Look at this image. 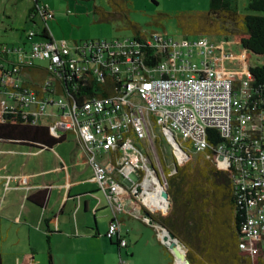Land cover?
Wrapping results in <instances>:
<instances>
[{"label":"built area","instance_id":"built-area-1","mask_svg":"<svg viewBox=\"0 0 264 264\" xmlns=\"http://www.w3.org/2000/svg\"><path fill=\"white\" fill-rule=\"evenodd\" d=\"M32 1L31 21L37 15L46 24L53 19L46 0ZM26 39L27 50L20 45L0 46V53L11 61H0V121L6 114L18 113L33 125L48 126L55 137L74 135L113 213L107 239L116 238L120 249L128 245L116 215L124 211L125 198L142 203L136 189L140 186L142 191L141 184L151 171L147 147L156 143L153 127H157L177 164L188 160L192 151L210 159L217 169L230 171L237 204L245 213L238 248L246 258L255 259L259 253L264 261V112L250 103L253 91L246 50L236 56L226 52V41L217 44L199 37L195 46L201 61L197 65L187 62L179 44L158 31L146 33L142 44L131 38L75 42L72 48L67 41L54 39L46 27L28 31ZM182 41L184 47L192 46L189 39ZM142 49L152 50L159 61L153 66L144 64L139 58ZM234 60L243 64L246 79L238 80V72L223 69ZM33 65L46 72L39 83L41 98L21 84L32 82L22 69ZM103 72L120 76L118 94L81 104L57 94L60 81L66 85L72 78L102 79ZM209 129L217 132L221 142L209 144ZM135 141L145 142L146 149ZM180 150L186 157L182 161L176 155ZM114 153L117 156L111 159ZM138 212L146 223L140 204ZM118 264L127 263L119 259Z\"/></svg>","mask_w":264,"mask_h":264},{"label":"trees","instance_id":"trees-1","mask_svg":"<svg viewBox=\"0 0 264 264\" xmlns=\"http://www.w3.org/2000/svg\"><path fill=\"white\" fill-rule=\"evenodd\" d=\"M245 10L264 13V0H249ZM32 12L33 8L29 15ZM207 18L220 23L209 22L210 28L214 29L212 32L225 37L241 35L240 46L243 50L257 57H264V15L240 13L237 0H209ZM132 29V38L140 44L144 43L146 32H142L136 25H132ZM141 53L139 58L146 65L153 66L159 61L150 49H142ZM0 61L11 62L6 53H0ZM43 70L37 65L22 69L32 80L22 82V87L34 90L39 98L43 95L39 84L43 79L37 80L34 75L40 74L44 78L46 72ZM247 75L253 91L250 103L256 105L257 111L264 112V62L248 67ZM72 79L70 84L65 85L62 81L57 83V94H65L70 103L77 104L93 98L103 99L116 95L123 82L118 74L107 72H103L102 79ZM68 134L71 133L55 137L48 126L33 125L31 119H23L18 113L6 114L3 121H0V142L26 144L39 150L51 149L53 145L63 142ZM207 139L211 145L221 142L217 132L212 129L207 131ZM202 156L204 167L199 164L189 165L191 157L174 167L167 179V192L172 207L169 213L152 215L153 219L187 247L186 257L190 264H264L261 254H256L255 259H248L238 248L245 213L237 204L230 171L217 169L210 159ZM46 198L45 191L30 196L29 200L42 206ZM40 199L43 201L39 202ZM187 223L191 224L189 228H186ZM223 224L225 228L220 230ZM162 248L168 252L164 246ZM30 261L31 255L25 256L22 264Z\"/></svg>","mask_w":264,"mask_h":264},{"label":"rangeland","instance_id":"rangeland-1","mask_svg":"<svg viewBox=\"0 0 264 264\" xmlns=\"http://www.w3.org/2000/svg\"><path fill=\"white\" fill-rule=\"evenodd\" d=\"M249 0H237V9L242 14H257L245 10ZM46 4L53 12L54 17L44 22L41 15L35 16L31 21L29 12L33 8L32 0H1L0 1V46H25L27 50L26 33L32 29L42 31L44 27L48 28L53 38L56 40L67 41L70 47H74V43H83L85 41H101L110 42L116 39L129 40L133 37L132 25H136L138 29L149 33L158 31L166 33L168 39L174 44H179L178 50L182 51L185 60L192 64H200V56L198 54L199 47L195 46L199 37H205L209 41L217 44L225 42L226 52L234 53L238 56L242 48L240 46L241 35H233L225 37L222 34L212 32L210 23L220 24L218 20L207 18L209 11V0H46ZM210 22V23H209ZM214 24V25H216ZM183 39H189L192 43L190 47L183 46ZM191 50V53L188 51ZM248 67L260 65L264 62V57H257L251 53L247 54ZM226 71H235L239 75L238 80H244L247 76L243 73V67L238 60L226 62L223 67ZM55 113V109L52 111ZM47 120V119H45ZM45 122V121H44ZM154 134L157 136V141L154 145L147 147L150 164L156 169L161 183L163 202L155 204L143 197L142 201L150 209L153 216L163 215L161 212H156L155 209L161 210L168 207L169 203L164 198L163 192L167 191L168 176L173 173L175 164H177L172 148L165 142L157 127H153ZM75 138V137H74ZM71 135H68L67 141L59 146V149H66L70 156L76 150V142ZM139 148L145 150V142H134ZM177 154V153H176ZM191 163L189 165L199 164L204 167V157L192 151H188ZM73 155V154H72ZM180 156L179 154H177ZM70 161V158H68ZM79 171L85 177L89 176L88 164L84 162L79 165ZM96 184V183H95ZM97 186V184H96ZM94 197L93 205L100 208L97 210V221L105 225V213L110 212V207L106 205V200L100 191ZM144 199V200H143ZM137 205L141 206L142 211L145 210L142 203L136 201ZM105 204V205H104ZM167 204V206H165ZM104 205V206H103ZM171 205V204H170ZM146 207V206H145ZM170 207L167 210L169 213ZM94 209L89 211L88 219L91 225L94 226ZM209 212V211H208ZM130 228V233L138 234L141 232L142 239L139 243L140 253L138 259L146 264H169L172 258L170 253L162 248V244L157 237L156 230L143 223L142 220L132 219L127 220ZM1 223V219H0ZM3 224V225H1ZM0 224V252H2V264H17L14 256L8 251V246L11 244L3 243V233L6 231L4 222ZM9 232V237L13 235V230ZM224 224L220 230H224ZM131 235V234H130ZM161 236V233L159 234ZM131 241L134 237L131 236ZM179 240V239H178ZM108 242V241H107ZM182 243V242H181ZM183 244V243H182ZM184 245V244H183ZM185 246V245H184ZM186 247V246H185ZM19 246H17V249ZM187 248V247H186ZM102 246L99 243L91 247L89 254H94L90 262L86 261V257H79L80 260L86 261V264H94L102 261L101 251ZM187 253V252H186ZM97 256V257H96ZM39 258L40 255L37 256ZM36 259V260H37ZM45 264V263H36ZM184 264V263H182Z\"/></svg>","mask_w":264,"mask_h":264},{"label":"crops","instance_id":"crops-1","mask_svg":"<svg viewBox=\"0 0 264 264\" xmlns=\"http://www.w3.org/2000/svg\"><path fill=\"white\" fill-rule=\"evenodd\" d=\"M34 78L41 80L43 75L35 74ZM68 135L74 138L73 134ZM68 135L63 142L47 150L26 144L0 142V219L6 229L3 243H11L7 249L14 256L15 263L22 264L23 258L31 255L28 264L38 261L45 264H86L92 256L95 258L94 254H89L91 247L100 243L102 261L94 264H118L119 259L127 264H146L138 259L141 232L130 233L127 222L139 219L136 201L125 198L124 211L116 215L121 225L120 234L128 242L126 248L120 249L116 238L109 240L105 237L108 224L113 219L112 211L104 214L105 225L97 221V218L100 219L97 216L100 205L96 207L93 201L99 195V190L89 165V176L85 177L79 171V165L83 162L87 164V161L76 138L73 155L69 156L65 148H58L67 141ZM116 156L114 153L111 159ZM45 191L47 198L44 205L39 206L29 200L30 196ZM168 208L169 205L155 211L165 214ZM93 209L94 226L88 219L89 211ZM190 225L187 223L186 228ZM13 227L14 233L9 237L8 233ZM131 236L134 237L133 241ZM0 255L2 258V252ZM38 255L41 258L37 259ZM79 257H86V261ZM171 258L169 264L174 263L172 255Z\"/></svg>","mask_w":264,"mask_h":264},{"label":"water","instance_id":"water-1","mask_svg":"<svg viewBox=\"0 0 264 264\" xmlns=\"http://www.w3.org/2000/svg\"><path fill=\"white\" fill-rule=\"evenodd\" d=\"M176 149L179 151V146L178 144L175 142L174 143ZM174 150V151H175ZM181 151V150H180ZM181 153H183L181 151ZM175 164V168H176ZM150 169L152 172H154L157 177L160 179L156 169L153 167V165L150 166ZM161 182V181H160ZM138 195L141 193V187H137L136 189ZM163 196L164 198L168 201L169 206H170V199H169V194L168 192L165 190L163 192ZM144 206V205H143ZM145 210H143L142 212V216L143 218L146 220V225L153 227L159 234L163 233L164 231H166L168 233V236H164V237H160L159 234L157 233V237L159 238L161 244L170 252V254L172 255L173 259H174V263L173 264H177V260L183 262L184 264H190L189 261L187 260L186 257V252H187V248L181 243V241H179L171 232H169L163 225L157 224L155 222V220L152 217V212L147 209L144 206ZM177 243L182 245V247L184 248V252L179 251L178 247H177Z\"/></svg>","mask_w":264,"mask_h":264},{"label":"bare ground","instance_id":"bare-ground-1","mask_svg":"<svg viewBox=\"0 0 264 264\" xmlns=\"http://www.w3.org/2000/svg\"><path fill=\"white\" fill-rule=\"evenodd\" d=\"M176 153L180 155L178 156L176 154L180 161L186 158L183 153H180L178 151ZM160 181L161 180L157 177V175L154 172L148 171L147 177L145 178L144 182L141 184L142 191L139 194L140 200L143 203V205L146 206V208H147V205L142 201V198L144 197V195L149 201L155 204H161L163 202L162 190L160 188L161 187L160 185H163V184ZM164 236H168V233L166 231L161 233L160 237H164ZM177 247L179 251L181 252L185 251L182 245L178 243H177ZM182 263L183 262H181L180 260L179 261L177 260V264H182Z\"/></svg>","mask_w":264,"mask_h":264},{"label":"flooded vegetation","instance_id":"flooded-vegetation-1","mask_svg":"<svg viewBox=\"0 0 264 264\" xmlns=\"http://www.w3.org/2000/svg\"><path fill=\"white\" fill-rule=\"evenodd\" d=\"M144 197L146 198V196L144 195ZM144 200V199H143Z\"/></svg>","mask_w":264,"mask_h":264},{"label":"clouds","instance_id":"clouds-1","mask_svg":"<svg viewBox=\"0 0 264 264\" xmlns=\"http://www.w3.org/2000/svg\"><path fill=\"white\" fill-rule=\"evenodd\" d=\"M142 215V214H141ZM158 233V232H157Z\"/></svg>","mask_w":264,"mask_h":264}]
</instances>
